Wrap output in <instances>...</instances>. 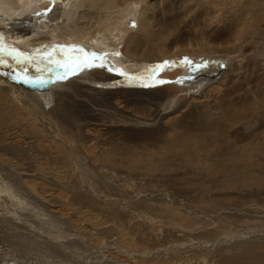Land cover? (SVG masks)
<instances>
[{"label": "rangeland", "instance_id": "374dc122", "mask_svg": "<svg viewBox=\"0 0 264 264\" xmlns=\"http://www.w3.org/2000/svg\"><path fill=\"white\" fill-rule=\"evenodd\" d=\"M59 2L62 1L57 0L54 6L58 5L59 7ZM137 2L140 3L139 0H122L123 6L125 5V9L128 10L137 7ZM148 9L150 17L153 19L155 33L161 43L151 49L153 52L151 51L150 58L146 54L139 55L140 57L144 56L145 62L152 65L150 69L146 67L144 72L137 68L142 67L138 63L143 59L133 56L134 59L131 60V55L127 54L123 46L114 47L109 53H106L105 58L101 56L104 52L98 53L100 55L95 54L97 57L92 54L87 55V53L80 54L81 57H78L79 54L70 55L68 53L64 56L65 67L59 66V68L49 64L48 53L45 54L46 56L42 53L31 57V60L37 63L23 58L20 50L9 54L12 48L16 49L12 37L24 39L39 31L42 34L43 29H47L50 22L52 25L54 24L53 26L59 27L58 23L61 20L58 18L57 23L51 19V10L47 11L46 9L43 12V15L47 17L45 24L39 20L38 24L33 19L36 17L35 15L31 16L34 21L18 17L13 19V22L0 17V31L4 30L5 33L12 34L9 36V40H1L3 50L0 51V59L6 61V63L0 64V216L2 217H0V235L2 234L0 250L4 251L3 255L5 254L4 256L0 255L4 259L0 258V262H12V258L9 260L5 258L12 254H18V258L22 259L27 256L42 264H154L153 257L149 254L143 255L139 260H134V257L129 253L130 249L147 252L159 249L182 250L181 252H183V250L193 249L199 251L195 257L188 252H183L186 254L184 257H188V261L183 259L184 257L179 258L178 254L176 256L169 253L167 254L169 256L165 257L168 259L161 263L264 264V234L262 241H254V238L258 239L257 236L264 233V187H244L228 194H222L225 198H236L234 205L245 208L243 211L240 210L243 217L241 214L228 217L223 214V209L218 210L221 206L217 203H212L211 208L207 202H204L210 197L211 190H213H208L205 186L211 187L219 182L217 178L223 177L219 169L210 168L205 173L197 174L195 170L189 171L184 167L185 159H177L173 165L169 163L151 165L150 158L141 157L142 154H145L147 157L158 158L164 155V150L173 146L181 147L182 138L174 135V132H177L175 126L182 114L185 116L188 111V109H186L187 111L184 109V105L190 99L194 101L192 106L201 107V104L207 103L206 99L213 103L218 102V104L222 100L226 101V95L223 96V93H227L229 98H235L237 93H244L254 88H258L259 92L264 91V0H150ZM112 17L105 15L100 19V22L104 20L103 23H106L112 20ZM88 22L86 17L83 18L82 24ZM136 22L138 23V21ZM76 27L75 24L74 28L76 29ZM57 29L61 31V28ZM64 29L63 26L62 31ZM188 45H190V49L187 52L185 48ZM203 46L206 49L215 50L214 53L211 52L212 50L211 53H201L200 50ZM147 48H144L145 52L148 50ZM57 50L59 48H56ZM76 51L80 52L81 50L77 49ZM139 51L137 50L136 53L139 54ZM220 52L227 53L226 57L232 58L230 60H232L231 63L234 62L233 65L229 62L230 64L226 68L215 69L213 67L214 61H216L214 57ZM85 56L88 63L102 64L103 67H85L84 63H81ZM115 61L122 63L118 62L117 64L121 68L114 65ZM130 61H132V68L127 67ZM211 62L213 63L211 64ZM69 63L73 64L67 69ZM173 64L178 65L176 67ZM77 65L79 66L77 67ZM173 67L177 69L175 72H173ZM236 67L237 69H235ZM92 70L118 75L119 80L127 82L126 85L129 82L132 85L160 86L162 88L167 84L173 87L172 91L178 92L184 91V88L187 87L188 93L184 91L182 94L173 96L174 102L166 104V110L156 122L151 115L152 119H145V125L131 122L135 124V128L126 124L122 125L120 129H108L105 125L114 120L115 116L110 117L102 111L89 110L83 106L87 104L83 99L74 101V98L85 97L80 87L75 91L67 89V85H71L72 80L76 79L75 74L72 73L77 71L82 72V75L86 73L93 75ZM159 70L163 73L161 74ZM169 70L173 74L170 75ZM173 75L174 77H172ZM10 76L11 78H9ZM61 76H65L66 79L61 80ZM170 76L172 81H168ZM136 77H141V81H138ZM87 83L91 84L88 81ZM87 83L83 82L82 86L87 88L89 86ZM99 86L102 85L99 84ZM124 87L121 94L109 95L114 103L116 101V107L134 115H137L139 111L142 112L144 108L148 110L150 107L149 112L154 109L150 106V102H153L149 98L137 100L121 98L124 92L135 94L136 90L141 96L144 88L133 90V86ZM98 89L94 88L95 91L103 94L102 90ZM210 90H212V97L206 98L204 95H207ZM181 95L185 97L180 98ZM92 99L95 100L94 95H92ZM60 103H64L63 106L66 108ZM33 104L35 111L29 110V106ZM91 104L93 103L91 102ZM102 105L100 103L99 106ZM248 107L245 105L242 108ZM68 109H70V113L66 112ZM182 109L183 111L180 112ZM192 110L193 113L196 112L194 109ZM242 112L239 113L240 116L237 114L239 120H242L241 114H244ZM68 116H72L77 123L73 126L69 124ZM83 116L89 119L87 122L90 119L104 122L100 125L86 124V120H81ZM49 117L54 120L58 119L55 126L64 130L60 132L61 138L66 139L65 141L74 150L62 146L58 141L48 136L49 125L54 122L48 121ZM65 126L66 128H64ZM244 130L242 129V131ZM261 138L263 139L264 135ZM212 151L210 149V152ZM250 158L246 157V160H250ZM174 167L180 170H174ZM179 175L186 177L184 180H191L193 183L201 185L202 190L195 191L188 185L184 190L185 186L174 185V181ZM179 188L180 190H176ZM92 190H95L94 197L105 194L106 198L115 196L117 199H127L143 192L142 195L148 199L145 200L146 202L153 201L142 204L151 206L149 210L147 208L150 213L147 212L149 215L141 213L147 219L137 218V215H140L139 205L136 203H132V206L124 203L118 205L115 198L112 203L102 197L101 203H95L94 206L89 207L87 206L88 202H98L96 199H99V196L95 199L90 197L89 191ZM208 191L210 192L208 193ZM186 192L188 193L186 194ZM77 193L82 195V199L78 198L79 194ZM190 193H193L192 198ZM148 197L152 200L149 201ZM161 197L162 200L159 201L158 198ZM232 205L233 203L225 204L226 207ZM189 212L198 213L197 217L200 214H208L209 216L206 218H211L210 222L204 225L203 222L193 218V215L188 214ZM2 214L5 216L3 217ZM52 222L54 223L52 224ZM14 223H16V227L12 226L15 225ZM6 224L11 225L7 227ZM204 228L206 229L204 230ZM111 229H113L112 232L107 233ZM247 230L250 234L253 231L252 234L248 235ZM1 231L3 232L1 233ZM212 231H214L213 234ZM20 232L23 235H20ZM28 233L30 236L27 237ZM242 233L248 236H243ZM220 236L226 240L227 244L224 242V245L228 246L227 248L226 246L223 248V245L217 248L215 246L214 248L204 246V248L199 245L214 242V240L221 242ZM230 236L233 238H229ZM245 236L254 241L249 240L254 244L250 246L249 241H241L246 238ZM70 237L72 240L77 237L80 243L71 246ZM28 238L31 242H28ZM107 240L115 241L110 244L112 247L108 246L109 249L104 246ZM82 241L84 242L81 244ZM235 242H244V246H236ZM30 243L31 245H28ZM113 245H118V248ZM193 246L197 247L192 248ZM120 249L126 250V252L122 253ZM217 249L221 251H216ZM250 254H254V256ZM37 257L38 259H35ZM142 260L144 261L142 262Z\"/></svg>", "mask_w": 264, "mask_h": 264}, {"label": "bare ground", "instance_id": "6f19581e", "mask_svg": "<svg viewBox=\"0 0 264 264\" xmlns=\"http://www.w3.org/2000/svg\"><path fill=\"white\" fill-rule=\"evenodd\" d=\"M60 1H62V2H59L60 6L58 7L57 4H56L57 6H54V4L57 2V0H0V9H1L0 10V17L5 18V19H9L11 21H13V19H17L18 17H24V18H27V19H29L31 21L32 20L31 16L35 15L36 17L33 18V19L36 20L37 23H38V20H39V22L42 21L45 24V22H46L45 19L47 18V17H45L46 15L45 16L43 15V12L45 11V9L47 11L51 10V17H52L51 19H54L55 21H57V23H58V20H57L58 18L61 20V22L58 23L59 27L58 26H53L54 24L52 25L51 22H50L48 27H46L47 29H43V31H42L43 33L42 34L39 31L40 33L39 32L34 33L33 36L25 35V36H28V38H24L23 37L24 39H19L18 36H17L18 38H14V37L11 38L14 41L13 43H15L16 49L18 51L20 50V53L23 55V58H25L26 60H29L31 62L33 61L34 63H37L36 61L31 60V57H34L36 55H41L42 53L44 55L48 53V55H49V59H48L49 60L48 61L49 64L50 65H55V67L59 68V66L62 67L61 65L65 64L66 60L64 59V56L68 55V53L70 55H78L79 54L78 57H81L80 54H82V53H87V55L88 54L100 55L98 53L104 52L103 55H101V56H103L105 58L106 57V53H109V51L114 49V47H119V46H123V48L125 47V50L127 51V54L131 55V57H130L131 60H133L134 57H138V58H142L143 59V58H145L144 56L143 57L139 56L141 53L148 55V58H150L151 57V55H150L151 51L153 52V50H151V49L155 48L156 44L158 45L159 43H161L158 40L159 38H158V36L155 33V30H154V27H153V24H152V20L153 19H151V17H150V11L148 9V5L150 4V0H139L140 3L139 4H138V2L136 3L138 6L135 7V8H132V10L125 9V7H124L125 5L123 6L122 0H60ZM216 1H218V0H216ZM83 7H85V8H83ZM79 8L80 9L82 8V9L80 10ZM105 15L113 16L112 20H110V21H108L106 23H103L104 20H103V22H100V19L103 16H105ZM85 17L89 20V22L86 23V24H82V20ZM34 20H32V21H34ZM97 21H98V23H97ZM105 21H107V20H105ZM136 21H138V23ZM4 22H6V21L4 20ZM19 24H21V23H19ZM75 24L77 26L76 29L74 28ZM91 24H93V25H91ZM34 25H36V24H34ZM37 26H35V27L37 28ZM40 26H39V28H40ZM63 26L65 27L64 31H62V27ZM57 28H61V31H58ZM24 30H26V29H24ZM3 31H0V41L1 40H5V39L9 40L10 39L9 36H11L12 34L11 33H5V31L4 32ZM190 45H188V47L185 48V50L187 52H188V49H190ZM145 47H148L147 48L148 50L146 52L144 50ZM56 48H59V50L56 51ZM77 49L81 50V51L78 52V51H76ZM135 49L140 50L139 54L136 53L137 50L134 51ZM208 50L209 49H206L205 46H203L200 51H201V53H211V52L215 51V50H212V49H210L209 51ZM142 54H141V56H142ZM82 55H84V54H82ZM185 56H186V54H185ZM226 56H227V53H225V52H222V53L220 52V54L217 53V56L214 57L216 59V61H214L213 67L215 69H218V70L221 69V68H226L232 61V60H230L232 58H228ZM183 57H184V55H183ZM99 60H100V58H99ZM57 61L59 63H57ZM210 61H212V60H210ZM118 62L117 61L114 62V65L116 67H119V65H117ZM131 62L132 61H130L129 66H127V67L132 68L131 67L132 63ZM119 63L122 64L121 62H119ZM212 63L213 62H211V64ZM233 63L234 62H232L231 64L233 65ZM71 65L69 63L68 66H67V69L70 68ZM138 65L139 66L142 65V67H137L138 70L142 69L141 70L142 72H144L146 70L145 69L146 67H147V69H150L151 68L150 66H152L151 64L149 65V62H145V59L140 60ZM177 65L178 64H176V65L173 64V66H176V67H177ZM64 67H65V65H64ZM119 68H121V67H119ZM235 69H237V67ZM132 70H134V69H132ZM173 70H174L173 72H175L177 69H175L173 67ZM122 72H124V71H122ZM173 72L171 73V71L169 70L170 75L173 74ZM92 73H93V75H90V74H87V73L85 75L84 74L82 75V72H77L76 71L75 72L76 79L72 80V84L71 85H67V87H68L67 89H71V90L75 91V90H78L77 88L80 87L81 88V92H83L85 97L74 98V101L83 99V101H85L87 103L86 105H83V106L88 108L89 110H96L98 112L102 111V112H104L106 115H108L110 117L115 116L116 118L114 120L109 121L105 125L108 129H112L113 128V130H115L117 128L120 129V127L122 125H126V124H128L131 128H135L136 127L135 124H133L131 122H134L136 124H138V123L144 124V123H146L145 119H152L151 115L153 116L154 122H156V120H158L159 117H161L163 115L162 114L163 111L166 110V104L167 103L171 104V103L174 102L175 99L173 98V96H175L177 94H182V92L184 93V91L187 90V87H185L184 91L183 90L179 91V92L178 91H172L173 87H171V85L168 86L167 84L163 85V87L161 86L162 88H160L159 85H158L159 87H157V86L156 87L155 86L154 87H147V86H143V85L140 86V85H135V84H134L135 85L134 86V85L130 84L129 82L126 85L127 82L126 81L124 82L123 80H119V77H117L118 75L114 76L113 74H106V73H104V71H101V70H98V71L92 70ZM155 73H158V72H155ZM162 73L163 72H161V74ZM166 73H167V71H166ZM210 73H212L211 70H210ZM69 75H70V77H72L71 74H69ZM153 75H155V74H153ZM174 75L172 77H174ZM172 77L170 76V79L168 81H172ZM2 78H5V77H2ZM9 78H11V76ZM93 78H94V80H93ZM140 78L141 77H136V79L138 81H141ZM222 80H224V79L222 78ZM87 81L90 82L91 84L87 83ZM81 82L82 83L84 82L85 84L87 83V84H89V86L87 88H84L82 86ZM124 83H125V85H124ZM99 84L102 85V86H99ZM124 86H133L132 87L133 90L136 89V88H138V89L144 88V89L142 90V95L141 96L138 95V92L136 90L135 94L134 93H130V92H124L121 95V98H123L125 100H127L128 98H130L132 100H137V99H140V98H144V99L145 98H149V100H151L153 102V103L150 102V104H151L150 106L153 107L154 109L151 110V112H149L150 107H148L149 108L148 110L146 108H144V109H142V112H146V113H142L141 111H139L137 115H134V114L127 113V112L123 111L121 108L116 107V105H115L116 101L114 103L112 101V98L109 97V95H111V94H115V95L121 94L123 92L122 89H125ZM229 86H231V85H229ZM94 88L101 89L102 90L101 92H103V94L102 93L101 94L98 93L97 91L94 90ZM248 89H251V88H248ZM186 92L188 93V91H186ZM211 92H212V90L208 91L207 95H204V96H206V98L212 97V93ZM260 92H259L258 88H254L252 90H247L244 93H237L235 95V98H229L227 96L228 95L227 93L226 94L223 93V96L226 95V101L222 100L218 104V102H214L213 103V102H210L209 99H206L207 103L201 104L202 106L199 105L201 107L192 106V103L194 101L190 99L184 105V109L185 110L188 109V111L186 110L187 112L185 113V116H183V114H182L181 119H179V120L177 119L178 122L176 123L177 125L175 126L177 128V130H175V131H177V132L176 133L174 132V135L175 136H180V138H182L181 147L173 146V147H171V148H169L167 150H164V155L161 156V157H158V158H154L153 156H148L147 157V156H145V154H142L141 157L150 158L149 162L151 163V165H163V164H167V163L173 165L175 160H177V159H185L184 167L186 169H188L189 171L190 170H195L197 174L205 173L210 168L219 169L220 172L222 173L223 177L222 178H217V180L219 182L218 183L216 182V184L212 185L211 187H209V186L206 187L205 186L206 189H208V190L209 189H213L214 191L211 190L210 197L206 194L209 198L207 200H204V202H207L208 205H210L211 208H212V206H211L212 203H217L219 206H221V207L218 208V210H222L223 209L224 210L223 214L228 216V217H230L232 215L234 216L235 214H241V216L243 217V213L240 212V210L243 211V209H245V208L244 207L243 208L242 207L239 208V206L234 205V203H235L234 200H236V198L235 199H233V198H225V197L222 196V194H224V193L228 194V193L232 192L233 190L242 189L244 187H246V188H251V187L253 188L255 186H257L259 188L264 187V138L263 139L261 138L264 135V91L261 90ZM145 93H147V94H145ZM92 95L95 96V100L92 99ZM184 97L185 96L181 95L180 98H184ZM87 100H90V101H87ZM68 102L71 103L70 100H68ZM91 102L93 104H91ZM100 103L103 104V105L99 106ZM217 104H218V106H217ZM26 105H29V104H26ZM60 105L63 106L65 104L64 103H62V104L60 103ZM245 105H248L249 107L246 108V109L242 108ZM215 106H217V108H215ZM63 107L66 108V106H63ZM192 109H194L196 112L193 113ZM29 110L35 111L34 104L29 106ZM182 111H183V109L180 110V112H182ZM242 111H245V112H242ZM66 112L70 113V109L66 110ZM240 112L244 113V114H241L242 120H239V118L237 117V114H238V116H240L239 115ZM33 114L34 113H32V115ZM34 115L37 116L36 114H34ZM39 118L41 119V116ZM138 119H139V121H138ZM169 119H172V118H169ZM57 120L58 119L54 120V119H52L50 117L48 118V121H51V122L54 121V122H52L53 125L51 123L49 125V129L47 130L48 131V136H50L53 140L58 141L62 146L66 147L68 149L70 148V149L74 150V148H71L72 146L69 145L68 142L65 141L66 139L64 140L63 138H61L60 132L64 131V130L63 129L60 130V129H58L55 126V124L57 125ZM68 120H69V124H71L72 126L77 123V121L72 116H68ZM81 120L82 121L86 120V122H85L86 124L88 123V124H94V125H100V123L104 122L102 120L96 121V120H91V119H90V121L87 122V120H89V119L87 117H85V116H83L81 118ZM43 121H44V119H43ZM64 128H66V126ZM242 129H245V130L242 131ZM91 142H92V140H91ZM94 144H96V142H94ZM212 147H215V148L213 149ZM112 149H113V145H112ZM210 149L213 150V151L210 152ZM73 154H74V152H73ZM204 154H206V155L204 156ZM246 157H251V158H250V160H246ZM67 162H69V161H67ZM174 170H180V169L174 167ZM93 171H95V170H93ZM178 172H180V171H178ZM184 179H186V177H184L182 175L181 176L179 175L176 178V180L174 181V185L175 184L176 185L179 184V185L185 186L184 190H186V187H187L186 185L193 187V189H195V191L196 190H200V191L202 190V186L201 185H200L201 186L200 187L199 185L193 183V181L184 180ZM208 184H209V182H208ZM173 186H172V188H173ZM257 187H256V189H257ZM69 189L71 190V188H69ZM190 189L192 190V188H190ZM176 190H180V188L176 189ZM203 190L205 191V189H203ZM74 192H75V190H74ZM209 192L210 191H208V193ZM28 193H27V195H30ZM75 193H73V194L75 195ZM89 193H90V197L93 198V199L98 198V196H99V199H96L98 202H88L89 204L87 206H89V207L90 206L91 207L94 206L93 204H95V203H101L102 200H103L102 197L104 198V200L110 201L112 203H114L113 201H115L117 199L115 196L114 197L113 196H109V197L106 198L104 196L105 194L104 195H102V194L101 195H97V197L96 196L94 197L93 194L95 193V190L89 191ZM96 193H97V191H96ZM187 193L188 192H186V194ZM77 194H79V193H77ZM142 194H144V193L142 192ZM142 194L140 193V195H137V196L135 195V196H132V197H128L127 199H119L118 198L116 200V202L118 203V205L121 204V203H124L125 205H128V206H132V203H136L140 207V215H137V218L147 219L146 216L142 215V214L145 213L146 215H149L150 212L148 210H149V207H151V206L150 205H142V204H144V203H152L153 201L152 202H148V201L146 202L145 200H148V199H146L144 197L145 195L143 196ZM192 194H191V198H192ZM176 195H177V193H176ZM182 195H184V194H182ZM127 196H129V195H127ZM148 196H150V195L148 194ZM181 196H179V197H181ZM171 197L174 198L175 196H171ZM78 198L82 199V195L79 194ZM114 198H115V200H114ZM197 198H198V196H197ZM158 199L160 201V200H162V197L158 198ZM186 199H188V198H186ZM150 200H152V198H149V201ZM224 200H226V201L224 202ZM190 201H191V199H190ZM163 202H165V201L163 200ZM165 203L167 204V202H165ZM229 203H233L234 206L232 205V206H227L226 207L225 204H229ZM169 204H171V202ZM142 206H146V207H142ZM115 207H116V205H115ZM180 207H182V206H180ZM180 207H178V208H180ZM147 208H148V210H147ZM111 211H112V209H111ZM211 211H213V210H211ZM142 212H144V213H142ZM147 212H149V213H147ZM188 214L193 215V218L198 219V221L203 222L204 225L209 223L210 219H211V218H206V216H209V215L205 214V213L204 214H200L198 217L196 215L198 213H196V212H189ZM4 216L5 215H3V217ZM53 223L54 222H52V224ZM14 224L15 225H12V226L16 227L17 226L16 223H14ZM6 225L8 227L9 224H6ZM10 225H9V227H10ZM58 228H60V227H58ZM55 229H56V226H55ZM205 229L206 228H204V230ZM16 230L19 231L20 229H16ZM112 230L113 229H111V231L108 230L110 232H107V231L106 232L110 234L112 232ZM45 231H47V230H45ZM66 231L68 232L67 229H66ZM214 231H217V230H214ZM214 231H212V234H213ZM247 231H246V233H248V235H249L250 233H249V231L248 232ZM2 232L3 231H1V233ZM250 232H251V230H250ZM252 232H251V234H252ZM68 233H70V232H68ZM7 234H5V235L7 236ZM24 234H25V232H24ZM242 234H243V236L244 235L248 236L247 234H244V233H242ZM263 234L264 233L258 235L257 236L258 239L254 238V241H256V242L262 241L261 239L263 238L262 237ZM20 235H23V234L21 233ZM38 235H37V237H38ZM54 235L57 236L58 234H54ZM54 235H53V237H54ZM28 236H30L29 233H28L27 237ZM66 236H69V235H66ZM236 236H238V235H236ZM240 236H242V235H240ZM240 236H238V237H240ZM31 237H29V238L31 239ZM231 237L232 236H230L229 238H231ZM1 238H3V237H1ZM29 238H28V242L30 241ZM64 238H65V235H64ZM71 238L72 237H70V239ZM222 238H224V237L222 236L221 239L219 238L220 240H222L221 242H219L218 240H217L218 242H215V240H214V242H212L210 240L211 241V242L209 241L210 243H204V244L202 243V244H199V245L203 246V247L205 246V247H208V248H214V246H215V248H217V247L223 245L224 246L223 248H225L226 245H224V242L226 243V240L225 239L223 240ZM241 239H242V237H241ZM21 240L23 241V239H21ZM232 240H234V239H232ZM237 240H239V239H237ZM243 240L249 241L251 239L249 237H246L245 239H242L241 241H243ZM38 241H40V240H38ZM251 241H249L250 244L248 242V244L250 246L252 244H254V243H251ZM254 241H252V242H254ZM83 242L84 241H82L81 244ZM114 242H115L114 240H113V242H111V240H107L104 243L105 244L104 246H106L107 248H108V246L112 247L110 244L111 243L113 244ZM76 243H80L77 240V237L75 239H73V240L71 239V241H70L71 246H76L75 245ZM243 243L242 242L241 243L235 242L234 244L236 246H244ZM38 244H36V245H38ZM212 244H214V245L209 247ZM25 245L27 246V244H25ZM28 245H31V243L28 244ZM79 246H80V244H79ZM113 246H115V245H113ZM117 246H115V247L118 248ZM195 247H197V246H195ZM195 247L193 246L192 248H195ZM227 247L228 246H226V248ZM204 248H202V250ZM120 250H121L122 253L126 252V250H122V249H120ZM218 250L219 249H217L216 251H218ZM7 251H6V254H7ZM172 251L174 253H171ZM181 251L182 250H161V249H159L157 251H153L152 250V252L148 250V252H147L145 250H135V249L131 250L130 249L129 253L134 257V260L135 259L139 260L140 258H142L143 255L149 254L151 257H153L154 264L156 262H157V264H162L161 262H164L165 260L168 259V258L166 259L165 257L169 253L170 254H175V255L178 254L179 258H183L184 255H186L185 253H187V252L190 255H194V257L199 252L198 250H193V249L189 250V251H184L183 250V252H185V253H183ZM203 251H205V250H203ZM219 251H221V250H219ZM3 253H4V251L0 250V255L4 256L5 254L3 255ZM178 255H176V256H178ZM250 255L254 256V254H250ZM2 256L0 258L3 259ZM38 256H39V254H38ZM52 256H53V254H52ZM167 256H169V255H167ZM50 257H51V255H50ZM10 258H12L11 259L12 262L6 263V262L1 261L0 264H42V263H37V261L31 260V258H29L27 256H25V258L23 257L22 259L20 257L18 258V254L17 255H13V254L9 255V257L5 258V259L9 260ZM187 258L188 257H184L183 259L188 261ZM35 259H38V257L35 258ZM65 261H67V260H65ZM143 261L144 260H142V262ZM184 263H185V261H184Z\"/></svg>", "mask_w": 264, "mask_h": 264}, {"label": "snow or ice", "instance_id": "6c2138e0", "mask_svg": "<svg viewBox=\"0 0 264 264\" xmlns=\"http://www.w3.org/2000/svg\"><path fill=\"white\" fill-rule=\"evenodd\" d=\"M133 26H134V25H133ZM2 50H3V42L0 41V51H2ZM17 51H18L17 49L12 48V49H11V52H10L9 54H11L12 52H17ZM93 55H95V54H93ZM3 63H6V61L3 60V59H0V64H3ZM57 63H59V62L57 61ZM81 63H84L85 67H88V68H91V67H93V66L103 67L102 64H101V65H94L93 63H88V62H87V57H86V56H85L84 60L81 61ZM165 63L167 64V63H169V62H165ZM61 66L64 67V65H61ZM78 66H79V65H77V67H78ZM72 74H75V73H72ZM60 79L63 80V79H66V77H65V76H61ZM158 82H163V81H158Z\"/></svg>", "mask_w": 264, "mask_h": 264}]
</instances>
